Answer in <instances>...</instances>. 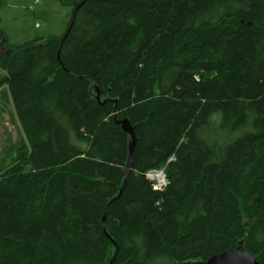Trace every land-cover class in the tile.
<instances>
[{
  "label": "trees",
  "instance_id": "16d2710c",
  "mask_svg": "<svg viewBox=\"0 0 264 264\" xmlns=\"http://www.w3.org/2000/svg\"><path fill=\"white\" fill-rule=\"evenodd\" d=\"M2 1L0 264H264V0H60L64 34L18 47Z\"/></svg>",
  "mask_w": 264,
  "mask_h": 264
},
{
  "label": "rangeland",
  "instance_id": "374dc122",
  "mask_svg": "<svg viewBox=\"0 0 264 264\" xmlns=\"http://www.w3.org/2000/svg\"><path fill=\"white\" fill-rule=\"evenodd\" d=\"M71 8L60 0H3L1 26L9 41L18 47L36 36L64 34ZM6 74L0 69V77ZM0 87V167L9 163L17 146L25 141L24 133L10 101Z\"/></svg>",
  "mask_w": 264,
  "mask_h": 264
},
{
  "label": "water",
  "instance_id": "95a60500",
  "mask_svg": "<svg viewBox=\"0 0 264 264\" xmlns=\"http://www.w3.org/2000/svg\"><path fill=\"white\" fill-rule=\"evenodd\" d=\"M83 5L80 4L76 11L78 9L81 8V6ZM75 17H76V12L74 13V16H73V19H72V22L61 42V46H60V50H61V47L65 41V39L68 37L69 35V32L74 24V21H75ZM97 92H98V95H97V98L100 99V93H99V89L96 88ZM122 126H123V129L128 132L131 136H132V139H133V144H132V147H131V150H130V153H129V159H128V164L126 166V174H125V180H124V186L122 188V191L120 193V195L122 194L123 192V189L125 187V184L127 182V179L129 178L130 176V173H131V162H132V155H133V152H134V149H135V146H136V136H135V133H134V130L132 128V126L130 125V123L127 121V120H123L122 121ZM119 195V197H120ZM105 222V219L103 220V224ZM118 250H119V247L116 246V252H115V255H114V258L111 262V264L114 263L116 257H117V253H118ZM207 264H257L255 259L249 254V253H246V252H240V251H236V250H229L221 255H218V256H215L213 258H211Z\"/></svg>",
  "mask_w": 264,
  "mask_h": 264
},
{
  "label": "built area",
  "instance_id": "2783aa9c",
  "mask_svg": "<svg viewBox=\"0 0 264 264\" xmlns=\"http://www.w3.org/2000/svg\"><path fill=\"white\" fill-rule=\"evenodd\" d=\"M146 176L148 180L152 182L155 191H164L169 185L165 168L150 170Z\"/></svg>",
  "mask_w": 264,
  "mask_h": 264
}]
</instances>
